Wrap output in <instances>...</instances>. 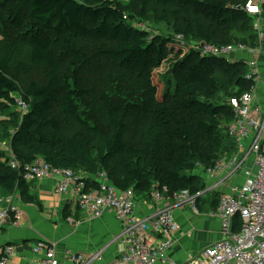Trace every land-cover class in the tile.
I'll use <instances>...</instances> for the list:
<instances>
[{"label": "trees", "instance_id": "1", "mask_svg": "<svg viewBox=\"0 0 264 264\" xmlns=\"http://www.w3.org/2000/svg\"><path fill=\"white\" fill-rule=\"evenodd\" d=\"M246 2L0 0V107L9 117L0 123V141L21 167L9 165L0 143V197L20 194L39 205L23 179L38 158L54 168L104 171L136 199L203 190L206 181L195 171L236 151L227 130L235 120L231 99L253 86L245 62L201 56L176 39L254 46ZM158 24L165 30L155 34L151 25ZM105 64L111 70L89 85V66ZM161 70L163 88L153 75ZM19 95L29 104L26 113L18 109ZM98 186L89 178L85 190ZM219 201L212 198L213 207ZM241 225L237 215L235 229Z\"/></svg>", "mask_w": 264, "mask_h": 264}, {"label": "built area", "instance_id": "2", "mask_svg": "<svg viewBox=\"0 0 264 264\" xmlns=\"http://www.w3.org/2000/svg\"><path fill=\"white\" fill-rule=\"evenodd\" d=\"M242 8L254 17L258 36L254 46L208 43L197 46L186 43L182 35L176 39L187 49L194 48L201 56H216L247 64L246 79L253 87L232 98L230 103L235 120L227 130L236 143V151L221 157L213 167L205 170L207 181L203 190L196 193L180 191L173 195L172 200L159 191L153 192L151 198L156 205L153 219L137 215L134 191L119 190L106 172L92 175L71 168H54L44 159H36L23 171L26 182L56 179V191L59 194L72 193L84 218L101 220L108 211L113 212L118 232L109 246L91 254L71 249L60 254L56 243L38 241L32 246L34 264H179L168 256L181 229L172 208L190 204L198 212L199 199L216 191L220 193L217 214L221 219V238L204 248L199 255L180 264H264V70L261 65L264 54V0H247ZM17 103L22 113L29 110V104L21 96L17 97ZM1 148L8 152L9 165L21 169L10 148L4 145ZM236 173L243 177V182L230 185L229 191L220 190V180ZM89 178L98 183V188L85 190ZM167 200L172 201L171 207L161 206ZM237 215L242 219L239 230L235 229ZM22 220L23 212L15 194L0 197V228L9 221L14 226H21ZM112 247L116 250L106 254ZM15 251L13 244L0 247V264H8Z\"/></svg>", "mask_w": 264, "mask_h": 264}, {"label": "crops", "instance_id": "3", "mask_svg": "<svg viewBox=\"0 0 264 264\" xmlns=\"http://www.w3.org/2000/svg\"><path fill=\"white\" fill-rule=\"evenodd\" d=\"M261 65L264 70V54ZM197 174L207 181L206 172L200 170ZM243 180L239 173L233 174L220 180V190L229 191L230 185L240 184ZM56 184V179L30 182V193L37 197L39 205L24 202L20 194L16 195L23 212L22 224L17 227L9 221L0 228V247L13 244L16 249L8 264H34L32 246L41 240L56 243L60 254L67 249L91 254L103 246H109L117 235L113 212L108 211L101 220L84 218L75 196L72 193L59 194ZM219 196L217 191L206 193L199 199L198 212L188 204L172 208L181 227L178 241L168 252L174 262L184 263L221 238V219L217 214L219 206L213 207L211 202L212 198L217 197L218 200ZM136 200L137 215L153 219L156 205L152 198L138 197ZM171 204L172 201L167 200L161 206L171 207ZM201 206L205 210H200ZM112 248L106 254L116 250V247Z\"/></svg>", "mask_w": 264, "mask_h": 264}, {"label": "rangeland", "instance_id": "4", "mask_svg": "<svg viewBox=\"0 0 264 264\" xmlns=\"http://www.w3.org/2000/svg\"><path fill=\"white\" fill-rule=\"evenodd\" d=\"M117 1H120L123 4H128L130 2V0H117ZM5 17H6V15L4 14V12H2L1 13V18H4L5 19ZM151 28H152V30L154 31L155 34H159L161 32H164V30H165V26L164 25H160V24H158L157 26L156 25H151ZM0 38H1V35H0ZM191 49H194V48H191ZM26 54H27V49L24 48L22 50L21 54H20V57H24ZM94 60H96L97 63H100L102 61L101 60V57L96 58ZM110 70H111V67L108 66V64H105L104 66H102V65H100V66H89L88 73L86 72V74H87L86 77H87V80L89 82V85H92L93 84V83L90 82L91 79H95L97 77H101V79H103L105 77V75H106L105 72L106 71H110ZM157 73H159V75L161 77L160 80L157 77ZM157 73H154L153 74L154 75V81H155L154 83L155 84H158L159 83L158 85L162 86L163 83H164V79L162 77L165 76V73H163V70L158 71ZM162 88H163V86H162ZM130 92L132 93L133 91H130ZM7 115H8V112L5 111L2 107H0V123L6 121L9 118V117H7ZM125 117L127 118L128 122L130 124L132 122V118H133L132 115L129 114V113H127L125 115ZM0 129H2V125L1 124H0ZM0 143H1V146L4 145L5 147H9V144L7 143V141H4V142L3 141H0ZM198 172H200V170H196L195 171V173H198ZM15 196H16V194H15ZM188 205H190V204H188ZM180 233L178 234V237H179ZM177 241H178V239H177Z\"/></svg>", "mask_w": 264, "mask_h": 264}]
</instances>
